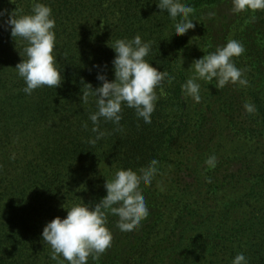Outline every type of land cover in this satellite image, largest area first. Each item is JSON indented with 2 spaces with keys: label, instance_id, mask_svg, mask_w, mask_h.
<instances>
[{
  "label": "trees",
  "instance_id": "obj_1",
  "mask_svg": "<svg viewBox=\"0 0 264 264\" xmlns=\"http://www.w3.org/2000/svg\"><path fill=\"white\" fill-rule=\"evenodd\" d=\"M225 1L181 3L193 8L190 18L203 19L211 37L226 18L221 14V20L214 18ZM39 2L51 7L56 21L54 53L63 81L56 89L44 86L26 95L15 67L26 59L27 43L0 26V264H56L50 259V245L42 240L44 226L56 217L65 218L73 205L98 203L106 196L105 180L117 170L139 172L152 160L158 161V174L151 185L140 186L149 216L137 230L122 233L116 227L118 217L109 215L112 244L99 264H232L239 253L248 264H264V11H245L239 17L245 49L239 68L247 87L239 86V96L234 97L230 93L238 90L237 85L216 89L215 81L205 82L201 101L195 103L181 90L189 79L182 60L186 37L173 34L174 22L167 11H159V0ZM31 8L32 0H0V12L5 13L0 25L9 14H29ZM137 34L151 42L146 60L174 79L162 82L163 95L156 90L150 125L123 107L122 130L101 119L99 129L106 135L89 144L96 135L89 115L97 108L93 96L88 103L82 100L90 91L86 84L93 90L100 87L98 72L112 81L115 53L110 47L117 39ZM221 40L215 37L212 51ZM246 102L254 105L253 113L245 111ZM223 123L233 135L223 131ZM238 140L237 177L220 176L215 166L204 169L202 179L198 163L205 164ZM175 151L185 160L179 186L195 205L183 209L179 220L185 221L175 218L169 233L150 244L163 218L153 184L167 168L176 167ZM233 189H239V220L225 223L231 213L222 217L223 211L211 209L208 201ZM89 264H94L91 258Z\"/></svg>",
  "mask_w": 264,
  "mask_h": 264
},
{
  "label": "clouds",
  "instance_id": "obj_2",
  "mask_svg": "<svg viewBox=\"0 0 264 264\" xmlns=\"http://www.w3.org/2000/svg\"><path fill=\"white\" fill-rule=\"evenodd\" d=\"M159 11H167L173 23V34L177 37L185 35L194 29L195 24L190 19L193 8L182 4L181 0H159ZM231 11L241 13L245 11H264V0H232ZM5 15L0 12V17ZM0 26L10 28L12 38H20L27 43L24 48L26 59H22L15 67L20 78L25 82L23 92L31 95L34 90L44 86L58 88L63 76L57 67V58L54 53L56 45V21L52 9L48 5L32 0L29 14L8 15ZM151 42L144 41L137 34L132 39H117L110 47L115 56L112 60L114 79L109 81L106 74L98 72L97 80L101 86L93 90L86 84L89 92H85L82 100L88 103L89 95L95 98L97 110L89 115L93 124L94 138L88 140L95 145L106 135L99 129L101 119L111 121L122 130L120 121L123 118L122 109H133L138 119L144 125L151 124V116L155 110L158 97L156 90L163 92V83H171L174 77L160 72L146 60L151 51ZM243 45L236 40H229L224 46L218 47L202 58L194 60L191 67L194 75L181 85L185 96L191 97L195 103L201 101V85L197 81L211 84L215 81L216 89H223L227 85L247 87L248 81L242 70L234 63L235 57L244 53ZM101 69L100 65H94ZM106 67V66H104ZM245 111L253 113L254 105L245 103ZM206 165L214 168L216 157L210 156ZM158 161L140 169H119L110 180H105L106 196L98 203L76 204L67 209L65 218H54L48 222L42 231V240L50 245L52 254L50 259L56 264H89V258L94 264H99L100 258L111 247L113 234L107 227L109 215L118 217L116 227L122 233H132L137 230L149 216V209L140 186H149L158 174ZM61 257L63 259H61ZM232 264H248L243 253L237 254Z\"/></svg>",
  "mask_w": 264,
  "mask_h": 264
},
{
  "label": "rangeland",
  "instance_id": "obj_3",
  "mask_svg": "<svg viewBox=\"0 0 264 264\" xmlns=\"http://www.w3.org/2000/svg\"><path fill=\"white\" fill-rule=\"evenodd\" d=\"M231 9L232 0H226L225 4L223 5V9L221 11H217V14L214 17H217V19L221 20V15H225L226 18L223 20L221 25H218L220 32H218L217 29L211 34V37L205 33L203 19H201L200 16H193L190 18L195 24V27L185 34L186 48L182 57L184 65L188 68L189 78L194 75V68L191 67L193 61L202 58L204 55H207L210 52L216 51L215 49V51H212V48H214L213 41L215 40L216 36H220L222 38L221 42L218 44V47L224 46L229 40L239 41L243 45V27H239V17L241 13L234 14ZM239 58L240 56L233 58L237 68H239ZM197 82L201 85V95L203 93V88H205V82ZM237 86L238 90L236 92L230 93L234 97L239 96V85ZM204 95L205 94H203V97ZM235 113L239 114V106L235 108ZM222 126V129L225 133H228L230 136L233 135L231 133L234 132V130H232L230 127H227L224 123ZM221 150L222 151H220L219 154H217L218 152L213 154V156L216 157V167L220 168L218 169V173L220 176L222 175L224 177L228 175L230 177L231 174H234V177H237L235 172L239 170V140L228 143L225 145V148ZM179 153L181 152L175 151V155L172 159L176 167L172 169L171 167L167 168L153 184L159 201L162 202L163 205V218L159 224V227L151 237L149 241L150 244L157 242L159 239L163 238L169 233L172 223L175 222V218L176 221L179 222L185 221L187 218H184V220H179V218L185 215V210L183 209H189V207L194 208L195 205L194 199L187 195L189 193L182 191L181 186H179L182 183L181 172L179 169L185 162V160H183V158L178 155ZM234 157L237 158L236 161L238 162L233 161ZM198 165L200 167L198 170L200 176L203 174L204 169L207 170L211 168L209 166L206 167V163H198ZM205 177L206 176L204 175L201 176L202 179ZM210 201L212 206L211 209H214L218 212L223 211V213L220 214L222 217H226V213L228 212L231 213L228 218L226 217L225 223H238L239 203L237 201H239V189H233V191L218 194L208 202ZM235 203L238 204L236 205Z\"/></svg>",
  "mask_w": 264,
  "mask_h": 264
}]
</instances>
